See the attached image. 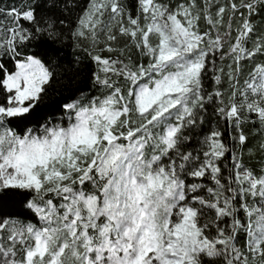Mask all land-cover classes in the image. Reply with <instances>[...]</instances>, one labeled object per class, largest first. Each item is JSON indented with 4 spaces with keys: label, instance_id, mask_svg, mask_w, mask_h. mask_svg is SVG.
I'll return each instance as SVG.
<instances>
[{
    "label": "snow or ice",
    "instance_id": "1",
    "mask_svg": "<svg viewBox=\"0 0 264 264\" xmlns=\"http://www.w3.org/2000/svg\"><path fill=\"white\" fill-rule=\"evenodd\" d=\"M0 264H264V0H0Z\"/></svg>",
    "mask_w": 264,
    "mask_h": 264
}]
</instances>
